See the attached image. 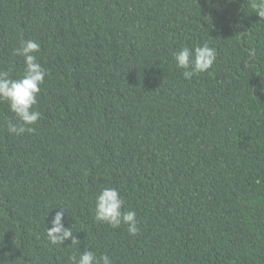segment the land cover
<instances>
[{"label": "trees", "instance_id": "obj_1", "mask_svg": "<svg viewBox=\"0 0 264 264\" xmlns=\"http://www.w3.org/2000/svg\"><path fill=\"white\" fill-rule=\"evenodd\" d=\"M251 3L0 0V69L21 74L13 49L32 39L47 70L35 133L9 134L0 103L3 264H69L85 248L113 264H264V20ZM204 42L215 62L185 79L172 51ZM102 187L135 210L138 235L94 220ZM51 207L78 246L49 243Z\"/></svg>", "mask_w": 264, "mask_h": 264}, {"label": "clouds", "instance_id": "obj_2", "mask_svg": "<svg viewBox=\"0 0 264 264\" xmlns=\"http://www.w3.org/2000/svg\"><path fill=\"white\" fill-rule=\"evenodd\" d=\"M251 8L257 16L264 20V0H252ZM38 42L32 39L21 40L19 46L13 49V55L23 58V71L18 76H13L9 70L0 69V103H6L11 118H5L4 127L7 132L14 136L25 133H35L33 127L41 117V113L34 108L37 104V96L40 86L44 82L47 70L38 61L35 53L39 52ZM177 68L184 69L182 75L190 79L196 74L207 72L216 60V50L208 42L194 44L191 48L181 46L171 53ZM124 198L118 189L114 187H102L95 194L93 215L94 220L106 223L112 228H119L122 224L127 225V232L131 236L139 234L135 210H124ZM59 210L51 217L46 226L45 235L52 245H64L70 240L73 246H78L80 240L74 236L72 228L65 227L64 218L66 210L64 207H51ZM49 213V210H48ZM47 213V216H48ZM5 256L10 253H5ZM69 264H113L107 254L99 257L85 248L79 254L68 257ZM3 264V260H0Z\"/></svg>", "mask_w": 264, "mask_h": 264}]
</instances>
